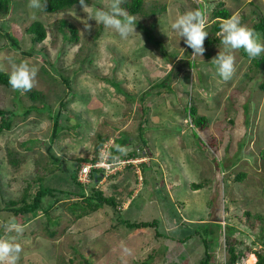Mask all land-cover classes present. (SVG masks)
I'll return each mask as SVG.
<instances>
[{"label": "rangeland", "instance_id": "rangeland-1", "mask_svg": "<svg viewBox=\"0 0 264 264\" xmlns=\"http://www.w3.org/2000/svg\"><path fill=\"white\" fill-rule=\"evenodd\" d=\"M124 1L119 7L135 24L126 39L87 18L81 5L44 13L30 7V0H13L15 5L0 18V31L7 28L12 37H0V69L10 73L12 63L21 60L37 65L31 89L45 95L63 125L50 141L52 118L31 110L13 116L10 128L0 133V240L19 245V252L0 257V264H198L206 250L203 222L214 229L207 235L213 255L208 264H224L227 242L249 247L242 258L246 264L254 258L249 251L264 249V220L254 216L264 217V92L259 88L264 62L254 64L264 53L249 59L243 48L231 50L234 70L223 80L210 62L222 50L220 44L203 43L202 57H193L168 26L170 16L200 10L209 37L212 11L221 1L230 17L251 29L264 16V0H142L141 11L134 14L123 7ZM111 3L90 0L86 10ZM33 19L45 26L39 43H31L23 31ZM60 19L76 26V40L63 38V32L70 33L66 26L58 29ZM256 36L264 43V36ZM180 59L186 61L179 64ZM172 65L178 70L169 88L154 86L141 104L140 93ZM13 91L0 84L3 108L21 111L35 103L25 91L17 100ZM190 106L206 117L203 128H193ZM75 122L79 126L70 130ZM97 135L106 141L126 138L122 153H138L124 157L133 162L104 168L94 185L112 195L117 206L74 219L56 193L59 201L42 198V203H52L49 211L58 220L50 227L51 236L40 213H27L20 222L6 201L18 198L27 184L37 186L40 175L47 176L43 185L69 188L66 166L73 165V156H92ZM9 152L20 159L18 164L9 162ZM49 152L61 159L52 170L47 168L58 163L50 161ZM240 172L245 175L237 179ZM153 219L156 225L144 228L121 222ZM230 227L235 230L227 234ZM192 229L196 232L182 240Z\"/></svg>", "mask_w": 264, "mask_h": 264}, {"label": "trees", "instance_id": "trees-1", "mask_svg": "<svg viewBox=\"0 0 264 264\" xmlns=\"http://www.w3.org/2000/svg\"><path fill=\"white\" fill-rule=\"evenodd\" d=\"M90 0H85L86 4L89 3ZM15 5L13 3V0H0V18L4 16L8 10ZM75 5H80L79 0H46V6L43 8H40L42 12L44 13H54L58 11H64L66 9H69ZM142 6V0H125L123 2V7L127 10L129 14L138 13L141 11ZM212 16L215 18L214 22H212L211 25V35L209 37H206L204 39V45H216L220 44V36L218 35L219 32V26L220 23L224 20L230 17V12L227 8L223 6V3L221 1L217 2V5L215 9L212 11ZM68 27L70 35H66L65 32L62 33L63 38L65 39H77V28L75 25H72L71 23L66 22L63 19L59 20L58 23V29L62 30V27ZM251 30L256 33L264 36V16L259 17L258 20L253 23L251 26ZM23 31L26 35L29 36V40L31 43H39L41 42L45 36H46V30L45 26L43 25L42 21L39 19H33L27 23L23 27ZM0 37H4L6 41L11 40L10 34H8V29L5 28L4 30L0 31ZM18 43H16L15 46H17ZM1 48V45H0ZM247 55V54H245ZM179 61L180 63H184L186 60ZM264 62V55L261 57H258L255 59L254 64L260 65V63ZM52 67V66H51ZM53 68V67H52ZM56 69V68H54ZM177 70L175 69V65H172L165 73L164 77L155 84L152 83L150 86H148L144 91H142L139 95L140 102L142 104L144 100V96L148 94V92L154 87H166L169 88V82L173 80L177 75ZM46 72V71H45ZM8 75L9 73L6 71H3L0 69V84L11 87L8 84ZM66 81V79H65ZM117 88V87H115ZM259 88L264 92V80L259 84ZM13 89V88H12ZM119 89V88H118ZM14 97L18 100V96L20 93H23L24 91L20 89H13ZM27 93L28 98L35 103H30L27 106H24L21 111H17V109L11 110V109H5L2 105H0V133L4 130H8L11 126V119L13 116L17 114L27 113L31 110H35L38 112H46L51 118H52V133L50 135V141L54 139L57 132L63 127V125L59 124L58 118L59 113L58 112H51L50 105L45 100V95L38 89H29L25 91ZM20 103V102H18ZM143 113V111H142ZM188 114L191 117V123L193 128H203L206 124V117L203 115H198L196 111V107L190 106L188 109ZM79 126V122H75L73 125L68 126L70 130H75V128ZM141 128L139 129V136H140ZM141 137V136H140ZM106 140V137L97 135V140L95 144L93 145V151L92 156H78V157H71V161L73 165L71 167L66 166L64 174L66 177L70 179L71 186L69 188L62 189L57 186H52L49 184H44V181H46L47 176L42 177L41 175L36 178V184L37 186H33L31 188L28 184L26 185L23 193L18 198H12L8 199L6 201V205L10 210H12L13 214L17 216L20 222H24L29 216V213H40L45 217V223L46 226L44 227V231L47 235H52L53 231L50 229L51 226L57 224L58 220L57 218L53 217L49 211V209L52 206V203H42V198L45 196H51L54 198V200L59 201V198L56 197L59 193L62 197H64L63 204H65L66 210L69 212V214L74 218L78 219L82 216L88 215L89 213L102 208L104 206H111L115 208L117 206L116 200L112 195H104L103 192L96 188L94 185L101 179V177L104 174V168L101 166L94 167L92 166L88 173V180L87 183H81L77 179V173L80 167V164L82 162H90L94 163L98 159L99 154V148L102 146L104 141ZM141 142L144 144V138L142 137ZM38 140H29V142H34ZM128 140L125 138H121V136H117L113 139L112 144L109 147V157L108 160L112 161L114 159L122 158L124 157H133L135 155H138L135 151H130L128 153L123 154L121 151L122 145L126 144ZM8 152V151H7ZM264 152V151H263ZM9 154L12 156L9 159V162L12 165L18 164L20 161L19 158L14 156L11 152ZM50 154V161H56L58 164L51 163V166L47 168V170H52V167L59 166L61 164V159L53 155V153L49 152ZM62 167H57L60 171L62 170ZM51 168V169H50ZM56 171V172H58ZM53 173H50L49 175H52ZM244 173L240 172L236 178L241 179L244 177ZM34 184V185H36ZM86 186L87 190H86ZM195 186L198 187V184H195ZM86 190V191H85ZM65 202V203H64ZM68 202V203H67ZM28 213V214H27ZM245 215H250L248 211L245 212ZM255 217L264 220V217L256 214ZM12 221L15 219H11ZM208 220H219V217L215 219H208ZM126 225V227L129 228H144V227H150L156 225V219H153L151 221H136V222H129V221H121ZM203 224L206 225V228H204V236L202 238V242L204 244L205 255L203 258H201L198 262V264H208L209 261L212 260V252L209 250L210 242L212 240L210 238H207V235L209 233L213 232V228L211 229L208 227L206 222H203ZM231 230H235L233 227H230V230L227 234L231 233ZM196 232L192 229V231H189L184 234L182 240H186L189 238V236ZM1 236V233H0ZM264 244V242H263ZM249 247L246 245L244 247L237 248L236 245L232 242H227L225 251L227 253V258L224 261V264H246L242 262V258L244 257V252L248 250ZM250 253L253 254L254 258L250 263L247 264H264V249L262 250H254L249 251L247 255ZM147 260H145L146 262ZM77 264H81V262H78Z\"/></svg>", "mask_w": 264, "mask_h": 264}, {"label": "clouds", "instance_id": "clouds-1", "mask_svg": "<svg viewBox=\"0 0 264 264\" xmlns=\"http://www.w3.org/2000/svg\"><path fill=\"white\" fill-rule=\"evenodd\" d=\"M79 3L87 14V18L93 19L96 24H103L106 28L112 29L121 39H126L131 32H135L134 18L119 7L120 0H112V3L106 8H96L91 13L86 10L88 5L85 0H79ZM45 6L46 0H30V7L43 8ZM83 23L84 29L87 30L90 27L87 19ZM168 26L176 32L180 39L183 38L184 44L192 50L193 57H202L203 41L208 34L205 31V19L202 11L187 10L172 15L169 17ZM218 35L222 50H219L210 62L214 66V74L223 80L229 79L234 70L231 50L243 48L249 59L264 53V43L258 40L251 29L241 24L236 16L224 19L220 23ZM37 71L38 66L35 64H29L24 60L19 63L13 62L8 75V84L13 89L27 91L31 89ZM112 142L113 140L111 144ZM11 252H19V245L0 240V257L8 256ZM12 259L14 260L15 257L13 256Z\"/></svg>", "mask_w": 264, "mask_h": 264}, {"label": "built area", "instance_id": "built-area-1", "mask_svg": "<svg viewBox=\"0 0 264 264\" xmlns=\"http://www.w3.org/2000/svg\"><path fill=\"white\" fill-rule=\"evenodd\" d=\"M111 141H106L102 144V146H100L99 154L97 156L98 159L94 163H90V162L81 163L80 168L77 173V179L81 183H85L88 181V173L92 166L94 167L101 166L103 168H111L115 164H124L125 162H129V160L133 162L132 159H121V158L109 161L108 157H109V147L111 145Z\"/></svg>", "mask_w": 264, "mask_h": 264}]
</instances>
